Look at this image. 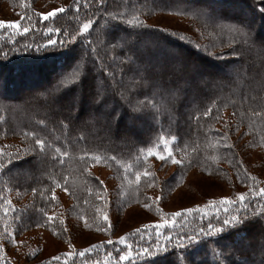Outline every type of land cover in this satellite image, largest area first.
<instances>
[{
	"label": "trees",
	"instance_id": "obj_1",
	"mask_svg": "<svg viewBox=\"0 0 264 264\" xmlns=\"http://www.w3.org/2000/svg\"><path fill=\"white\" fill-rule=\"evenodd\" d=\"M0 1L16 16L0 20L21 22L0 28V264H264V177L244 153L264 156V0ZM158 14L197 33L153 26ZM192 171L235 192L164 209ZM134 205L157 220L114 238L112 216ZM39 229L103 238L27 262L16 246Z\"/></svg>",
	"mask_w": 264,
	"mask_h": 264
},
{
	"label": "rangeland",
	"instance_id": "obj_2",
	"mask_svg": "<svg viewBox=\"0 0 264 264\" xmlns=\"http://www.w3.org/2000/svg\"><path fill=\"white\" fill-rule=\"evenodd\" d=\"M71 0H38L37 6L44 12L51 11L53 9L64 7L70 3ZM212 3H216L217 1L210 0ZM220 8V7H218ZM244 15V20L246 23H251L255 25V32L258 31L259 26L255 22L257 19L255 17L253 20ZM248 15V14H247ZM250 16V15H249ZM0 17L3 18H14L15 13L12 10V8L0 1ZM255 20V21H254ZM258 21V20H257ZM149 22L153 26H160L168 29H178L183 30L186 32H190L191 34H196V23L193 21L188 20L187 18L176 16L173 14H158L152 17H149ZM195 27H194V26ZM260 36L264 37V33H260ZM152 38L147 39V43L152 42ZM148 47V46H147ZM146 46L142 47L138 52H141L144 50ZM205 50V49H204ZM137 52L138 56L140 54ZM167 56L165 55L163 58L167 60ZM141 60V57H140ZM182 69L184 72L187 73V75H190V69L188 66L183 65ZM49 70H52V67L50 66V69H47L46 71L49 73ZM170 70V64L163 62L161 65V69L157 71V76L159 74H168ZM168 72V73H167ZM226 76H230L228 73H226ZM40 87L39 85H33L29 88H25V91L31 92L34 89H37ZM62 103H60L61 105ZM59 105V104H58ZM89 109H92V105H87ZM128 122H130L128 120ZM134 125L138 127V129L143 130V126L141 124H138L137 122H134ZM127 131H124L122 133H125ZM128 136H132L131 132L128 134ZM244 153H246L245 158L252 166L254 170H256L258 173H260L264 177V156L263 154L256 149L252 150H245ZM95 172L99 175V177L104 180L108 186L112 185L114 183V180L112 179L110 175V171L106 168L96 166L94 167ZM235 191H232V189L226 185L223 181L215 179L210 176H206L202 173H198L196 171H192L187 176L184 183H182L180 186H178L173 193H171L168 198L164 202V209L167 210H178L182 209L184 207H188L193 204H202L207 199L211 198H217V197H224V199L229 196L230 194L234 193ZM113 221L115 223L114 226V238H119L124 233H126L128 230L132 228L139 227L146 222L150 221H156L157 217L154 213L150 212L148 209H146L143 206L140 205H134L129 206L125 208L123 211L116 212L113 216ZM72 233V238L69 239V241H64L61 239L56 238L55 236L50 235L48 232L43 230H35L30 231L29 233L24 235L23 239H28L30 241L26 244L16 246L17 252L19 255L24 257V259L27 262H32L27 258V254L29 250L34 249V247H37V257L36 260L41 259L43 257H47L49 255L56 254L61 251L65 250H74L76 248H83L87 245L91 244L92 242L101 240L103 238L102 235L96 234L94 232H91L89 230H77ZM246 238V239H245ZM22 239V238H21ZM245 240H248L249 242L253 241V233L251 231L250 236L244 237ZM243 238L239 239L238 242H243L245 246H248L249 242H244ZM236 243V242H235ZM198 256V254H195ZM209 264H213V259H209Z\"/></svg>",
	"mask_w": 264,
	"mask_h": 264
},
{
	"label": "snow or ice",
	"instance_id": "obj_3",
	"mask_svg": "<svg viewBox=\"0 0 264 264\" xmlns=\"http://www.w3.org/2000/svg\"><path fill=\"white\" fill-rule=\"evenodd\" d=\"M63 10H64V8H63ZM57 13H59V12H53L52 17L56 16ZM45 15H47V13H45ZM5 26H7L8 28L15 29V30L19 31L21 29V22L20 21L0 20V28H4ZM89 26H90L89 23H84L81 28H82V30L87 31L89 29ZM23 31L24 32L28 31V28L24 27ZM57 42L58 41H56V40L48 41L47 44L45 45V47L48 45H51V44H55ZM75 78L78 79V77H75ZM70 82H71L70 80L64 81V83H70ZM36 143L42 145V141L37 140ZM234 221H238V217H232L231 220L226 221V223H231ZM157 247H159V246L157 245Z\"/></svg>",
	"mask_w": 264,
	"mask_h": 264
}]
</instances>
